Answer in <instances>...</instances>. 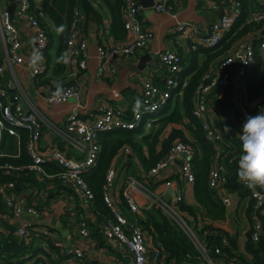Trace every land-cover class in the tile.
<instances>
[{
  "label": "built area",
  "instance_id": "1",
  "mask_svg": "<svg viewBox=\"0 0 264 264\" xmlns=\"http://www.w3.org/2000/svg\"><path fill=\"white\" fill-rule=\"evenodd\" d=\"M153 5L158 11L167 10L166 0H155ZM141 9L140 0H122L124 38L107 43L105 36L109 33L108 27L105 26L100 31V37H102L98 44L100 72L106 70V63L113 58L132 54L136 48L144 47L152 36L151 31L142 26ZM239 11V2L228 0V3L224 5L222 15L211 24L210 31L199 37V42L192 43L191 46L197 49L201 46L215 45L224 32L230 28ZM18 19L25 20L29 26L35 28V46L42 50L44 56V63L38 72L32 67L29 69L32 81L37 83L39 78L44 77L39 75L48 69L45 49L48 43L47 28L49 23L41 7V0H19L17 6L10 7L8 5L0 8V202L2 205L0 236H6L9 232L8 226L4 224L14 225V233L24 242L40 241L39 243L43 247L49 246V241L52 242L53 247L49 246L51 257L59 258V253H62L68 259L65 263L60 261L59 264H77L84 257L82 246L76 243L67 244L53 223L46 221L42 223L40 216L45 218L44 214H60L54 204L62 200L61 211L65 216L66 212H70V216L67 214L68 224L75 229L73 231H76L77 234L88 237L90 235L88 222L94 220L90 209L93 193L81 172L96 162L100 149L98 132L111 130L115 127L133 128L140 122L143 124V129L148 130L152 121L147 115L157 111L165 104L173 89L179 87L180 93L187 78H181L178 74L182 58L177 51L158 50L156 52L157 60L165 69L163 85L154 83L151 79H145L142 82L140 95L129 106L107 104L99 107L98 112L84 116L80 113L79 103H76L67 113L63 125L48 121L18 76L11 73L9 79L5 77V72L7 69H11V65L21 64L24 61L19 27L16 23ZM249 20L264 22V9H256L251 12ZM84 22L83 11L75 8L67 45L70 54L69 62L79 69L86 68L88 58V39L85 36ZM188 24L187 21L178 22L175 25V30L183 32L189 26ZM258 32L264 34L263 30H258ZM238 40L224 54L211 61L202 73L193 94L192 111L199 118L206 138L217 150L214 163L208 174V183L221 197L223 203L229 201L227 196L229 191L221 186L226 179V172L220 154L222 143H227V141L222 135L224 127L218 121L220 119L217 118L219 112L209 103V96L210 94L220 96L230 78L235 77V81L239 82L254 63L255 51L251 41ZM258 48L259 52L264 50V39L260 41ZM61 84L64 94L59 101L53 95L56 83L49 81L42 84L48 88L45 97L49 103L64 102L71 97H80L81 90L76 82L68 80ZM113 94L114 98L121 97L117 90H114ZM233 98L237 110L235 123L239 127L235 135L239 140L238 134L241 132L246 116L264 111V105L259 100L248 104L245 97L238 96V94H235ZM137 99L142 101L141 115L139 116L133 110ZM145 107H150L153 110L145 112ZM45 126L50 128L58 140H63L66 146L60 147L57 140L42 141ZM22 147L27 153L28 160L22 159ZM71 148L74 149L73 153L68 152ZM120 152L131 154V148L124 144L120 148ZM193 157L192 146L182 139H174L166 154L145 172V175L152 179L151 184H156L158 180L166 178L161 183L165 187L174 186L173 194L165 192L157 194L155 192L157 195L150 194V198L155 200L156 205H159L163 212L186 234L199 251L204 264H231L223 257L218 256L221 253L219 247L213 248V252L217 256H211V250L204 240V236L208 232L203 228L206 220L202 215L203 209L198 207L193 215L180 207L182 200L194 202V199H189L186 194V186L192 187L194 181ZM45 162L57 164L60 169L55 172L48 171L44 166ZM116 171L117 164L113 161L102 184L103 199L112 208L114 217L98 220L97 225L105 240H113L124 254L130 256L131 264H148L150 251L148 233L136 219H128L114 202L112 191ZM23 174H32L39 184L28 181L26 189L19 191L16 184ZM56 180L66 186L68 192L60 189ZM135 189L149 192L150 188L129 174L121 186V196L131 213H137L139 216L142 214V210L135 200ZM75 201L83 202L82 214L76 215L73 212ZM240 201L239 210L243 211L248 220L245 234L250 230L249 238L252 241H257L264 235V189L257 188L254 191L249 189V195L240 197ZM246 211H248V215ZM227 239L224 236L222 241L226 242ZM158 253L159 251L156 249L153 255L157 256ZM19 257L20 259L14 257L11 261L3 264H47L49 261L47 255L42 252L38 255L25 254Z\"/></svg>",
  "mask_w": 264,
  "mask_h": 264
},
{
  "label": "trees",
  "instance_id": "2",
  "mask_svg": "<svg viewBox=\"0 0 264 264\" xmlns=\"http://www.w3.org/2000/svg\"><path fill=\"white\" fill-rule=\"evenodd\" d=\"M239 2V14L235 17L230 28L227 29L220 40L213 46L199 47L195 49V53L204 55L201 63H198L195 56L191 58L189 63L178 71L181 78H187L185 85L172 90L170 97L166 100L157 111L148 114L151 118L152 125L148 130L143 129V124L140 122L133 128L115 127L111 130H100L98 132V142L100 149L96 162L93 166L82 170L81 175L85 179L87 185L92 190L93 196L90 200V209L92 218L88 222L90 225L91 235L94 233L100 239L102 233L97 225L98 220H106L114 217L112 208L103 199L102 184L105 181L106 172L111 163L124 159L117 164V171L113 180V195L119 196L115 198L116 207L130 220H135L150 236V242L155 246H160L157 258L163 256L165 264L181 263V264H204L203 259L189 240L186 234L163 212L161 207L155 206L146 211V218H142L137 213H131L125 200L121 196V186L126 177L131 174L144 186L152 189L159 185L166 178H162L151 184L152 179L145 175V172L154 165L168 151L172 141L176 138L182 139L194 149V157L192 159V171L194 181L192 183V195L194 202L190 203L187 200L180 202L182 210L195 215V210L198 207L203 209V216L208 220L203 224V228L208 232L204 236L211 256L216 257L213 248L219 247L221 253L218 255L223 257L231 264H264V235L257 241H252L249 238L250 230L246 231L245 242L243 249H239L237 245L238 232L231 234L226 227L218 222L225 217V204L221 197L215 193L208 183V174L212 167L217 150L213 144L206 138L205 132L201 126V122L193 113V94L196 85L198 84L202 73L210 65L211 61L224 54L230 46L239 38L245 37L250 33L264 30V22H256L249 20V15L256 9H264V2L258 0H237ZM220 2V0L218 1ZM228 0H223L221 6L224 7ZM41 7L45 12L46 19L51 21L57 28L63 26V31L58 32V43L56 47V71L64 69L65 64L58 62V57L63 52H69L67 40L69 37L70 25L73 19L75 8L83 11L85 19L90 15L98 14L96 8L92 4V0H41ZM85 23V22H84ZM108 31L113 38L120 40L124 38L125 29L122 18V0H115L114 4L110 5V22ZM86 25L84 24V29ZM48 43L45 49V54L48 55L49 47L51 46V31L47 28ZM264 39V34L253 35L250 41L254 47L255 61L249 67L246 74L240 79L244 81L246 86V100L248 104L256 101H261L264 105V70L260 72L261 55L259 52V43ZM235 72V70H234ZM189 73L190 76H189ZM44 76V75H39ZM49 77L44 76L37 80V83H47ZM236 78H230L220 96H209V103L222 115L223 121L231 128L230 133H225L222 128V135L227 143H222L221 162L225 166L226 179L221 184L222 187L229 192H236L241 198L249 195V189L240 183L237 176L238 158L241 154V143L232 129L234 125L237 110L234 102V94L237 93L238 84ZM234 118V120H233ZM127 144L131 148L129 153L123 154L120 148ZM22 159L28 160L27 153L22 147ZM133 157L141 167V172L137 173L135 168H131ZM48 171L55 172L60 169L57 164L51 162L44 163ZM39 184L32 174H23L17 180V189L24 191L27 187V182ZM56 184L63 191L68 192L66 186L56 180ZM118 184V185H117ZM51 196V194H48ZM251 201V199H250ZM81 201H75L73 204V212L76 215L82 214ZM239 203L237 204V206ZM2 207L0 202V208ZM237 211V207H236ZM65 213V212H64ZM70 216V212L65 213ZM68 214V215H67ZM248 215V211H246ZM9 232L6 236H0V263H7L12 258L35 255L41 248L40 246L32 247L31 243L24 242L14 233V225H8ZM227 237L226 242L222 241L223 237ZM102 242V241H101ZM49 246L53 247L49 241ZM56 251L58 249L56 248ZM58 257H61L60 254ZM47 264H59V258H52L51 254L47 253Z\"/></svg>",
  "mask_w": 264,
  "mask_h": 264
},
{
  "label": "crops",
  "instance_id": "3",
  "mask_svg": "<svg viewBox=\"0 0 264 264\" xmlns=\"http://www.w3.org/2000/svg\"><path fill=\"white\" fill-rule=\"evenodd\" d=\"M154 1L155 0H140L142 5L140 12L142 26L152 33L146 45L141 48H136L132 54L113 58V60L106 63V70L102 72L99 71L100 57L98 55V44H100L102 39V37H100V31H102L103 27L109 26L110 5L114 4L115 0H92V4L96 8L98 14L90 15L85 19L84 23L86 25L84 29L85 36L88 39V58L85 69H79L69 62L65 64L64 69L56 71L58 28L50 20H47L51 31V46L48 50L49 56L47 57V54H45L48 69L43 72L42 75L49 77V81L54 83H62L68 80L76 82L81 90L79 98L71 97L64 102L49 103L45 97L48 88L42 85L45 83H35L32 81L29 75V58L35 46L36 32L35 28L29 26L23 19H18L16 23L19 27L21 51L24 56V61L21 64L11 65V69H7L5 72L6 79H9L11 73H14V76H18L22 85L26 87L31 97L46 115L47 120L60 125H63L67 113L76 103H79L80 113L84 116L98 112L99 107L107 104H119L121 106L131 105L140 95L142 82L145 79H151L154 83L163 85L165 69L157 60L156 52L158 50L171 49L177 51L182 58L181 70L194 56L197 65L202 62L204 55L198 52L195 53V49L191 45L192 43L199 42V37L210 31L211 24L219 19L221 15L220 11L222 10L223 12L224 10V7L221 6L223 0H220V2H218L219 0H166L167 10L165 11L156 10L153 5ZM258 1L261 3L264 2L263 0ZM18 3L19 0H0V8L8 5L10 7L17 6ZM145 4L149 5L145 6ZM91 18H93L94 21H92ZM181 21H187L189 23V26H187V29L183 32L175 30V25ZM93 24L98 26L96 31L90 28ZM193 30L195 31L193 32ZM253 35H260V32L256 31L239 39L250 40ZM105 39L107 43L116 41L110 32L106 34ZM236 41L239 40L237 39ZM260 55L262 58L260 66L261 72L264 70V50L260 52ZM190 74L191 73H189V76ZM236 83L239 86L237 89L238 96L245 97L246 99V86L244 81L241 79ZM114 90L120 92V98H114ZM217 118L220 119L218 121L224 127L226 123L223 121L222 115L218 114ZM232 129L236 133L238 132L237 129H239V127L235 123V120ZM48 140H57V144L60 147L66 146L63 140H58L50 128L45 126L42 134V141L46 142ZM68 152L73 153L74 149L71 148ZM129 157H132V155H129ZM132 159L131 168H135L137 173L141 172L142 169L140 165L135 164L137 161L135 157ZM123 160H125V158L121 160L117 158L115 164L118 161L119 165H122L121 163ZM191 188V186H186V194L189 199L191 198V200H193ZM148 190L150 193L138 189L134 190L135 200L142 210V214H140L142 218H146V211L152 208L153 204L151 202L156 203L155 200L150 198V194L154 196L165 192L172 195L174 186L165 187L163 183H160ZM227 196L229 201L227 203L224 201L225 217L218 222L223 224L231 233L238 232L237 245L239 249H243L248 220L245 215L240 218L235 214L236 207L237 210L240 208V205L237 206L238 203H241L240 196L234 191L227 192ZM115 198H117V195L114 196V199ZM117 199H119V196ZM60 202H62V200L58 201L57 204ZM57 204H54V206L56 205V209L58 208L60 214H44L45 218L40 216L42 223H44V221L47 223L51 222L55 226V224L60 221L64 214L61 211L62 206L61 209H59V205ZM205 222H208V220H205ZM0 223L2 224V222ZM61 224L62 226H59L58 232L63 240L67 244L76 243L82 246L84 257L81 261H78L77 264H131L130 256L124 254L113 240H105L103 235L98 239L97 235L94 233L91 235V231L88 237H83L77 234L76 231H73L75 229L68 224V220L61 219ZM4 225L7 226V224ZM39 242L40 241L34 240L30 242V246H40L41 248L35 255L41 252L45 253V255H47V253L50 254V247L48 245L43 247ZM149 245L148 264H165L163 256H160V259H158L157 256L153 255L156 249L161 251L160 246H154L150 241ZM59 254L61 256L59 260L65 263V261L68 260L67 257L62 253ZM170 264L181 263H173L171 261Z\"/></svg>",
  "mask_w": 264,
  "mask_h": 264
},
{
  "label": "clouds",
  "instance_id": "4",
  "mask_svg": "<svg viewBox=\"0 0 264 264\" xmlns=\"http://www.w3.org/2000/svg\"><path fill=\"white\" fill-rule=\"evenodd\" d=\"M63 31V26L57 29ZM70 61V54L63 52L58 57L59 63L67 64ZM44 63L43 52L39 47L34 46L29 58V66L37 72ZM64 89L61 83L56 82V89L53 93L57 101L63 98ZM237 94V93H236ZM235 95V94H234ZM142 101H135L133 110L137 116L141 115ZM153 109L145 107L144 111ZM223 131L230 133L231 128L225 124ZM241 142V154L238 158L237 176L240 183L250 190L264 189V111L256 115L246 116L241 132L238 134ZM131 155V154H130Z\"/></svg>",
  "mask_w": 264,
  "mask_h": 264
},
{
  "label": "rangeland",
  "instance_id": "5",
  "mask_svg": "<svg viewBox=\"0 0 264 264\" xmlns=\"http://www.w3.org/2000/svg\"><path fill=\"white\" fill-rule=\"evenodd\" d=\"M135 164H138L137 161L135 162ZM138 165H139V164H138ZM151 203L153 204L152 207L157 206L156 203H154V202H151ZM235 214H236L237 217H240V218L244 216L242 210H237V211L235 212ZM61 219H62V220H68L69 218H68L67 216H65V215H62ZM61 219H60V221H59L57 224H55V228H56V230H59V226H62V224H61ZM236 232H237V231H236ZM238 248H239V247H238ZM19 259H20V257H19Z\"/></svg>",
  "mask_w": 264,
  "mask_h": 264
},
{
  "label": "water",
  "instance_id": "6",
  "mask_svg": "<svg viewBox=\"0 0 264 264\" xmlns=\"http://www.w3.org/2000/svg\"><path fill=\"white\" fill-rule=\"evenodd\" d=\"M149 4H150V3H149ZM149 4H145V6H146V5H149ZM222 13H223V12H222V10H221V11H220V14L222 15ZM221 15H220V16H221ZM91 20L94 21L93 18H91ZM90 24H91V23H90ZM90 28H91L92 30H95V31H96V30L98 29V26H97L96 24H93V26H91ZM263 31H264V30H263ZM116 164H118V161H117ZM57 205H59V209H61V206L63 205V202H60V203H58Z\"/></svg>",
  "mask_w": 264,
  "mask_h": 264
}]
</instances>
